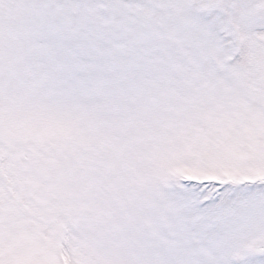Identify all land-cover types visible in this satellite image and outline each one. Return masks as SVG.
Segmentation results:
<instances>
[{
    "label": "snow or ice",
    "instance_id": "snow-or-ice-1",
    "mask_svg": "<svg viewBox=\"0 0 264 264\" xmlns=\"http://www.w3.org/2000/svg\"><path fill=\"white\" fill-rule=\"evenodd\" d=\"M0 264H264V0H0Z\"/></svg>",
    "mask_w": 264,
    "mask_h": 264
}]
</instances>
